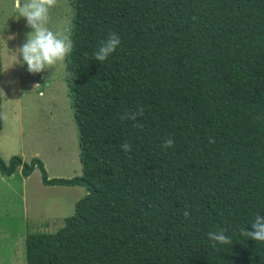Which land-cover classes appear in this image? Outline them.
Wrapping results in <instances>:
<instances>
[{"label":"trees","instance_id":"trees-1","mask_svg":"<svg viewBox=\"0 0 264 264\" xmlns=\"http://www.w3.org/2000/svg\"><path fill=\"white\" fill-rule=\"evenodd\" d=\"M69 1L81 174L20 156L0 172L38 168L86 194L56 231L25 236L26 264H264V242L239 231L264 216V0ZM110 32L121 44L101 63ZM1 81L0 42V131ZM219 229L232 244L212 246Z\"/></svg>","mask_w":264,"mask_h":264},{"label":"rangeland","instance_id":"rangeland-1","mask_svg":"<svg viewBox=\"0 0 264 264\" xmlns=\"http://www.w3.org/2000/svg\"><path fill=\"white\" fill-rule=\"evenodd\" d=\"M13 0H0L2 62V129L0 156L5 162L20 156L29 163L43 162L49 177L81 174L78 131L67 88L66 63L39 73L15 63L16 49L32 29L26 19H15ZM69 0H59L50 10L49 27L72 25ZM12 16V17H11ZM4 30V31H3ZM22 59V58H20ZM39 84L35 88V85ZM86 194L85 187L45 186L38 168L29 178L18 169L12 176L0 172V264H26L25 236L33 232H54L74 212L75 202Z\"/></svg>","mask_w":264,"mask_h":264},{"label":"clouds","instance_id":"clouds-1","mask_svg":"<svg viewBox=\"0 0 264 264\" xmlns=\"http://www.w3.org/2000/svg\"><path fill=\"white\" fill-rule=\"evenodd\" d=\"M58 3L59 0H13L15 19L25 18L27 26L32 29L31 32L26 33L25 42L16 49L14 53L15 63H19L21 66L26 64L27 71L30 73H39L50 67H55L58 63H63L74 50L75 45L71 38V26L69 24L60 25L55 30L48 26L50 10L56 7ZM15 35V33H12L5 39L2 32L0 33V39H3L6 43V40L14 39ZM120 44V36L115 32H110L108 37L101 41L97 50L94 51L93 58L103 63ZM37 86L39 84H36L35 88ZM142 115L143 107H140L136 111L125 110L120 118L121 120L135 122L137 117ZM136 126L142 127L139 124H136ZM173 146L174 140L172 138L165 140L162 145L165 150ZM121 149L124 152H130L132 146L129 143H124L121 145ZM183 215L188 218L190 212L185 210ZM251 227L253 229L251 231L241 228L239 230L240 235L254 241L264 242V216L257 214ZM226 232L227 229H219L208 233V238L213 242L212 246L214 248L217 243L221 245L233 243L232 238L225 234Z\"/></svg>","mask_w":264,"mask_h":264},{"label":"crops","instance_id":"crops-1","mask_svg":"<svg viewBox=\"0 0 264 264\" xmlns=\"http://www.w3.org/2000/svg\"><path fill=\"white\" fill-rule=\"evenodd\" d=\"M20 170V168H18V171ZM21 172V171H20ZM15 173V172H14ZM14 173H12L11 175H8V176H12ZM22 175V174H21ZM31 175V174H30ZM30 175H28L27 177H24V178H29L30 177ZM49 176V175H48ZM43 185H45V184H43ZM45 186H52V185H45Z\"/></svg>","mask_w":264,"mask_h":264}]
</instances>
